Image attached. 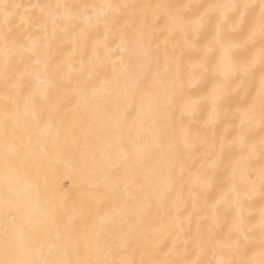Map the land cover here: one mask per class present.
I'll return each instance as SVG.
<instances>
[{
  "label": "snow or ice",
  "instance_id": "6c2138e0",
  "mask_svg": "<svg viewBox=\"0 0 264 264\" xmlns=\"http://www.w3.org/2000/svg\"><path fill=\"white\" fill-rule=\"evenodd\" d=\"M21 7L0 0V264H264V0Z\"/></svg>",
  "mask_w": 264,
  "mask_h": 264
},
{
  "label": "bare ground",
  "instance_id": "6f19581e",
  "mask_svg": "<svg viewBox=\"0 0 264 264\" xmlns=\"http://www.w3.org/2000/svg\"><path fill=\"white\" fill-rule=\"evenodd\" d=\"M7 3H11V4H21L25 7L29 6L30 4L36 3L37 0H6ZM41 2L44 3H51L53 5H55L57 2H62V3H67V4H71V5H94V4H101L104 3L105 0H41ZM113 2H122V0H113ZM127 2H151V3H158V2H168V3H190V2H196V0H127ZM199 2H205V0H199ZM25 7H21L18 12L20 15H23L25 12ZM29 12H32L34 10L28 8ZM88 11H91V9H88ZM20 15H17L15 17L12 18L10 24L8 25V27L11 29V35L20 39V40H25L27 39V32H31L33 35L36 34L37 29L35 28V26L29 28V25L27 24H23L20 20ZM109 23L111 24V20H109ZM103 32V26H101V33ZM50 56L52 58V60L54 62H58L60 60H62L64 58V55L66 53V51H68L67 46H61L59 45L58 42H54L50 48ZM120 56H123L125 59H127L128 57V53H120ZM79 60L80 57L77 56L76 58V64L75 67L79 68ZM86 60V57H85ZM18 67L22 68V65H19V63L17 64ZM99 76L100 78H104V76L111 75V67L108 66L107 68H101L99 69ZM202 85H196L193 88V91H200L202 89ZM50 99H54V97H50ZM101 106H103V102L101 103ZM21 110L23 109V102H21L20 104ZM83 117L85 119H87V113H83L82 114ZM79 119V118H78ZM95 131V130H94ZM92 139H95V136L92 137ZM37 150H39L40 145H37ZM49 148V151L51 150V146L48 145L47 146ZM157 156L154 154L149 155L146 160H145V164L149 165V166H154L157 160ZM220 173H218V178H219ZM188 176H185V181H188ZM60 185L62 186V189H73V191L70 193L71 196L75 197V191H74V181L72 178L70 177H64L62 180H60ZM211 195H214V193H212ZM252 205L253 207L258 208L259 206V201L258 198L252 201ZM189 210H191V202L189 201ZM153 217L155 218V221L158 222L160 219V216L153 211L152 213ZM223 215V213L221 214ZM202 223H204L202 221ZM122 227H127V224L121 222L119 219L116 221L115 225L112 228V231L114 233H119L120 230L122 229ZM187 227V226H185ZM192 232H195V221H193V225H192ZM224 232H227V228L225 227ZM117 240L119 239V236L117 235ZM38 243H43L42 240H38ZM181 250H183V245L180 246ZM189 250H191V246H189ZM202 259H212L211 253L209 252L207 256H202Z\"/></svg>",
  "mask_w": 264,
  "mask_h": 264
}]
</instances>
